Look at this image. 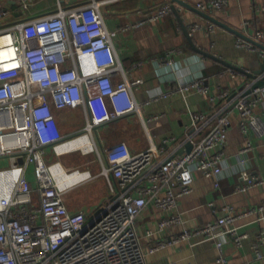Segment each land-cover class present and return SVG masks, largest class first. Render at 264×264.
Segmentation results:
<instances>
[{
    "label": "built area",
    "instance_id": "1",
    "mask_svg": "<svg viewBox=\"0 0 264 264\" xmlns=\"http://www.w3.org/2000/svg\"><path fill=\"white\" fill-rule=\"evenodd\" d=\"M15 1L21 18L0 28V38L9 37V42L0 43V158L10 159V166L0 168V264H149V252L194 236L215 241L221 251L218 261L225 262L223 246L227 238L241 246L249 237L234 222L249 216L255 221L264 219V201L241 210L226 204L223 214L215 219L194 228L183 226L177 235L157 239L148 249L137 220L150 204L164 212L157 229L146 232L153 239L168 227L183 225L179 200L193 191L196 173L212 178L215 188L220 187L228 157L225 146L232 124L230 106L239 114L244 136L236 154L239 182L235 191L264 183L248 168L250 153L256 147L253 137L264 136V118L256 112L264 103V84L246 93L254 83L264 80V70L240 89H224L210 96L218 105L212 114L191 110L186 139H163L164 145L175 144L168 155L153 143L134 152L124 140L105 147L92 141L87 151L97 152L101 173L110 180L112 196L89 218L84 211L70 210L66 196L73 185L92 178L91 173L82 172L87 175L81 180L60 185L51 170L59 162L46 159L48 148L58 153L57 147L70 141L55 132L54 111L82 107L87 117L83 135H88L100 122L141 112L135 88L143 79L128 78L115 47L117 32L108 28L98 0L77 6H71V0H57L54 11L35 16L29 14L36 0ZM227 4L228 0H207L196 7L212 14ZM257 10L264 12V5ZM13 12L10 7H0V18H8ZM171 12L169 1L123 30L154 24ZM250 25L249 20L244 21L246 34ZM216 26L214 22L194 23L191 28L212 33ZM250 37L264 41V29H256ZM236 45L264 59V49L245 37L238 35ZM6 46L10 48L9 56L1 51ZM87 56L92 58L93 66L86 71L83 60ZM228 72L245 75L251 70L229 68L222 74ZM114 73H121L123 79L115 82ZM209 90L207 78L202 76L153 95L145 103L190 91L208 94ZM105 99L111 104L108 112L96 104ZM206 127L210 129L196 139ZM187 141L193 142L192 149L176 154ZM21 157L23 163L19 162ZM30 165L35 182L29 175ZM263 241L261 231L253 243L258 258L264 256Z\"/></svg>",
    "mask_w": 264,
    "mask_h": 264
},
{
    "label": "crops",
    "instance_id": "2",
    "mask_svg": "<svg viewBox=\"0 0 264 264\" xmlns=\"http://www.w3.org/2000/svg\"><path fill=\"white\" fill-rule=\"evenodd\" d=\"M90 1L71 0L70 5L77 6ZM98 1L108 28L117 32L114 38L115 47L128 78L130 80L143 79V82L135 88V96L142 105L141 112H132L116 119L100 122L96 124L92 132H89L88 135L92 141L100 147L103 144L108 145L124 140L129 144L132 151L138 152L148 148L153 143L159 149H164L163 155H168L175 144L164 145L163 139L169 136H176L179 140L186 139L190 131L191 110L212 114L218 105L210 99V96L224 89H240L245 82L251 79L248 74L232 75L229 72L222 74L223 71L235 67L226 65L221 59L251 71L260 69L262 59L261 57L259 58V54L246 48L238 47L236 45L238 35L235 32L218 24H216V29L212 33H207L204 29L192 30L191 25L194 23L208 24L212 22L195 10L177 4L181 9L183 22L195 44L201 49L212 53L218 59L204 55L193 48L181 21L174 12L169 13L154 24L130 28L127 31L123 30L126 25L137 21L145 14L155 12L164 3L171 2V0ZM186 1L196 6L198 2L207 0ZM56 2L57 0H36L29 16L54 11ZM263 5L264 0H228V4L224 9L217 10L211 15L245 35L251 36L256 29H264V12L257 10ZM0 7H10L14 10L10 17L0 18V28L10 25L21 18L20 13L16 9L15 0H0ZM140 9L142 13L138 12ZM246 20L251 22L247 30L248 34L243 31L245 30L244 21ZM261 43L264 45V41H261ZM257 46L264 49L263 46ZM257 61H259V64H256ZM83 63L86 71L93 66V60L90 56L85 57ZM202 76L207 78L210 87L208 94L190 91L185 94L177 93L145 103L146 99L153 95L176 88L181 83H186ZM121 79H123L121 73H114L113 80L115 82ZM96 104L104 112L111 110V104L108 99ZM228 110L231 111L232 124L228 130L225 146L228 157L225 160V175L221 179L220 187L215 188L212 178L196 173L193 191L179 200L178 210L183 216V225L168 227L158 232L153 239L148 237L146 232L148 229H157V223L164 216V212L150 204L137 220L139 233L143 236L144 246L147 249L157 239H167L177 235L183 226L194 228L215 219L223 214L222 207L226 204L241 210L264 201V183L251 187L246 191H235L239 182L236 154L244 142V136L240 129V117L236 109L230 106ZM256 112L264 118V103L256 109ZM79 113L83 115L84 122L78 126L77 122H73L72 119ZM54 114V130L57 134L63 136L64 140H72L85 133L87 117L82 107L55 109ZM213 123L214 120L209 125L212 126ZM103 128L106 131L102 134V137H97L96 134ZM209 129L210 127L203 129L196 136V139L201 138ZM253 140L256 147L250 153L248 168L252 172L259 174L264 180V136L261 138L254 136ZM185 144L182 146H185ZM75 151H81L83 155L95 152L98 156L96 151L86 152L81 148L65 150V152L58 151L57 153L50 147L48 148L46 159H48L47 155L50 153L55 156H62ZM98 160L101 163L99 157ZM53 162H59L67 171L79 170L80 172L89 171L91 173L92 178L78 183V188L86 185L84 190H87V185L94 179L90 168H81V166L87 167L89 162L68 165L61 160ZM31 173L32 182H35L33 171ZM105 182L109 187L110 195H112L110 180L107 177H105ZM80 191L82 189L76 192L78 195L75 196V200L71 199L72 194L67 200V204L72 211H84L88 214L93 202L83 200L84 192L79 194L81 193ZM104 199L101 200L100 204L105 201ZM210 202H213L214 205L211 206ZM100 204L94 205L98 207ZM254 218V216H249L237 219L234 222L240 231L248 232L249 237L244 239L241 246H237L231 238H227L223 246V252L226 257L225 262L218 261L221 251L215 241L204 240L201 236H194L190 240L182 241L179 244L149 252L147 254L148 263L264 264V256L262 258L256 257L253 250V243L257 235L264 231V219L255 221ZM261 249L264 253V241Z\"/></svg>",
    "mask_w": 264,
    "mask_h": 264
},
{
    "label": "rangeland",
    "instance_id": "3",
    "mask_svg": "<svg viewBox=\"0 0 264 264\" xmlns=\"http://www.w3.org/2000/svg\"><path fill=\"white\" fill-rule=\"evenodd\" d=\"M256 64H259V61L256 62ZM73 122H77V125L79 126V124H83L84 122V118L83 115L76 114L73 117ZM74 131V129H73ZM106 130L103 128L101 131H99L96 136L98 137H102V134H104ZM103 146L105 147L106 145L103 144ZM47 160L48 162L52 163L55 160H61L62 162H64V164L68 165V164H79L80 162H89V165L87 167L81 166V168H90L94 179L91 180V182L87 185V190H84V187H86V185H82L79 188L77 187L79 184H75L73 185L70 190L67 193V200L69 199V197L73 194V196H71L72 200H75V196L78 195V193L76 194V192L79 189H82V191H80L81 193L79 194H84L83 196V200L85 201H89V202H93L92 207L89 208L88 211V216L89 218H92L95 214V212L104 204L106 203L112 195H110V190L109 187L107 186L106 182H105V176H103V174L101 173L102 171V165L98 160V156L95 154V152H91L87 155H83L82 152L80 151H75V152H70L67 154H64L62 156H55L53 155V153H50L47 155ZM51 158V159H49ZM24 158L21 157L19 159L20 163H23ZM10 166V159L9 157H4V158H0V168L3 167H8ZM33 170V165H30L29 167V175L31 177V172ZM69 173H71L72 171H68ZM84 190V191H83ZM108 196V197H106ZM106 197V198H105ZM105 198V199H104ZM105 200L104 202H101V200ZM94 204H100L98 207H96Z\"/></svg>",
    "mask_w": 264,
    "mask_h": 264
},
{
    "label": "water",
    "instance_id": "4",
    "mask_svg": "<svg viewBox=\"0 0 264 264\" xmlns=\"http://www.w3.org/2000/svg\"><path fill=\"white\" fill-rule=\"evenodd\" d=\"M171 3H172V9H173V12L178 16L179 20L181 21L182 26H183V29H184L186 35L189 37L188 39H189L190 43L192 44L193 48H194L196 51H198V52H200V53H202V54H204V55H207V56L214 57V58H217V59H218V57L214 56L212 53H210V52H208V51H206V50H204V49H201L200 47H198V46L195 44V42L193 41L192 36L189 34V32H188V30H187V28H186V26H185V23L183 22V18H182V16H181V9H180V7L177 6V4L180 5V6H182V7H185V8L191 9V10H195V11H197V12L203 14L206 18H208L210 21L214 22L215 24H218V25H220V26H223V27L229 29L230 31L235 32L237 35L242 36V37H245L246 39L250 40L251 42L255 43L256 45L263 46V48H264V45H263L261 42H258V41H256L255 39H253L252 37H250V36H248V35H245V34L242 33L241 31H238V30L234 29L233 27L227 25L225 22H223V21H221L220 19L214 17V16L211 15L210 13L198 9L196 6L191 5V4L188 3L186 0H171ZM259 58H260V55H259ZM219 60H220V59H219ZM221 61L224 62V63H225L226 65H228V66H231V67L233 66V67H235V68H237V69H242L241 67H239V66H235V65H233V64H231V63H229V62H227V61H224V60H222V59H221ZM262 70H264V59L261 60L260 69H255V70H253V71H251V72H249V73H247V74H248V76H249L250 78H253L257 73L261 72ZM263 84H264V80H261V81H259V82L254 83V84L252 85V87L249 88V89L246 91V93L251 92V90H252L253 88L258 87V86H262ZM192 147H193V142H192V141H188V142L185 144V146H182V147H180L179 149H177L176 154H181V153H183L184 151H190V150L192 149Z\"/></svg>",
    "mask_w": 264,
    "mask_h": 264
},
{
    "label": "bare ground",
    "instance_id": "5",
    "mask_svg": "<svg viewBox=\"0 0 264 264\" xmlns=\"http://www.w3.org/2000/svg\"><path fill=\"white\" fill-rule=\"evenodd\" d=\"M8 38L9 37L7 36L1 37L0 43H6L8 41ZM1 51L4 56L10 55V48L8 46L3 47ZM91 146H92V139L89 135L85 134L79 138L72 139L66 142L65 144L59 145L57 149L58 151L65 152V150H73L76 148H81L87 152V149H90ZM51 170L54 176L56 177L57 181L60 183V185L74 184L75 182L81 180L83 177L87 175V173H82L80 171L69 173L60 163L53 165Z\"/></svg>",
    "mask_w": 264,
    "mask_h": 264
}]
</instances>
